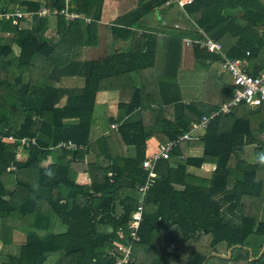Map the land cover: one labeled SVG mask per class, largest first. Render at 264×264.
Instances as JSON below:
<instances>
[{
	"label": "trees",
	"instance_id": "16d2710c",
	"mask_svg": "<svg viewBox=\"0 0 264 264\" xmlns=\"http://www.w3.org/2000/svg\"><path fill=\"white\" fill-rule=\"evenodd\" d=\"M167 1L137 0L115 18L109 34L128 41V49H115L101 66L99 60L75 59L74 54L94 41L103 0L43 1L50 10L66 8L84 18L66 20L55 12L33 13L20 25L0 19V244L12 242L15 229L25 232L19 253H0V264H43L52 253L58 256L54 264H113L109 250L120 254L115 243L128 238L129 212L139 199L136 185L147 174L142 160L230 98L221 55L192 43L193 61L203 70L202 97L181 101L177 73L184 37L204 33L221 43L227 57L246 61L251 73L264 67V0H190L182 5L190 28L139 32L143 16ZM4 2L0 8L13 3L37 11L41 6L37 0ZM49 16L56 17L55 42L43 35ZM69 51L75 52L69 56ZM73 74L84 78L83 90L67 93L59 104L65 92L59 80ZM114 85L128 98L126 110L140 107L141 118L90 142L94 94ZM261 132L264 101L254 108L239 102L213 116L198 138L178 141L147 189L139 239L131 246L133 260L123 264H264ZM30 137L35 143L22 145L26 158L15 159L20 139ZM61 140L76 147H58ZM86 145L107 163L85 162ZM127 145L136 147L133 157L124 154ZM246 145L254 146L251 164L242 157ZM192 146L201 147L202 154L188 156ZM47 156L52 162L45 165ZM180 156L173 160L176 167L169 164ZM187 164L211 176L190 174ZM82 171L89 184L75 181ZM59 223L64 231L55 233Z\"/></svg>",
	"mask_w": 264,
	"mask_h": 264
},
{
	"label": "crops",
	"instance_id": "0c3cea01",
	"mask_svg": "<svg viewBox=\"0 0 264 264\" xmlns=\"http://www.w3.org/2000/svg\"><path fill=\"white\" fill-rule=\"evenodd\" d=\"M43 3L44 0H37ZM137 0H103L100 19L96 22V32L94 36V41L91 44H85L82 46L75 54V59L81 60H99L100 66L102 65L101 60L105 57L111 55L115 49L126 50L128 49L129 42L122 41L120 39H113L109 34V26L113 23L115 18L125 14L129 10L135 7ZM173 1V0H172ZM6 3V0L3 4ZM176 3V4H175ZM174 5L170 4V0H168L163 6H160L148 14L143 16V20L141 21L142 26L139 27V32L148 31L150 29H158L169 27L172 28L174 23H180V28L188 29L191 27V20L187 17L184 13L182 6L178 5L175 2ZM10 7L18 6L17 4L8 3ZM170 4V5H169ZM2 5V4H1ZM179 7V10H175V8ZM8 7V6H7ZM19 7V6H18ZM22 10H25L21 8ZM28 11V10H25ZM169 12L176 13L173 17L177 19L174 21L172 19H167ZM31 17V16H30ZM166 25V26H165ZM43 35L47 38L51 39V42H55L58 39L56 34V17L49 16L47 17V24L43 29ZM7 38V36H5ZM187 37L183 38L184 39ZM13 50L16 54H18L20 48L17 44H12ZM73 52L69 51V56H72ZM60 54V53H58ZM64 57V55H61ZM192 53L191 49L187 46L182 45L181 51V61H180V68L178 70V85H179V95L182 102L187 103L192 100H199L201 99L200 96L194 97V95L190 96V93H195L200 95V89L202 88V72L191 73L189 68L191 67L188 62H192ZM194 62V61H193ZM197 74V75H196ZM223 74V73H222ZM134 75V73H132ZM197 79H201L197 81ZM180 80V81H179ZM197 81V82H194ZM59 85L65 88L64 95L61 96L59 100V104H63L66 101V94H73L79 93L83 90L84 86V78L80 75H62L59 80ZM120 89L118 86H113L110 88H101L97 90L94 94V104L92 107V114L90 117V128H89V141H93L97 137L101 135H106L111 129L116 130V128L127 122H135L141 118V111L140 107H136L130 111H127V97H121ZM156 89V87L154 88ZM188 92H190L188 94ZM127 98V99H126ZM150 107L155 108V104H150ZM148 117V116H147ZM77 118H73L72 121H77ZM149 120L151 121L150 117ZM116 125V126H113ZM204 130L199 129L198 132L200 134L203 133ZM159 148V147H158ZM149 147L144 148V152H148ZM143 149H141L142 151ZM83 159L85 162H94L99 160L102 164H106L107 160H102V156L97 157L96 153L92 150L89 145L84 148ZM137 152V149L134 145H127L124 148V154L128 157H133ZM153 151L152 153H154ZM202 148L199 146H192L187 149L188 156H199L202 154ZM27 156V152L21 147L16 151L15 159L23 160ZM184 156L170 158L169 164L173 167H176L177 164L173 162L175 159H183ZM165 159H159L155 166L156 175L165 169ZM52 162L50 156H47L43 160L45 165ZM186 171L190 174L199 177H207L211 176V172L205 168H200L194 165L187 164ZM77 183L81 184H89L90 178L87 172H78L75 178ZM119 207L117 210L119 211ZM108 230L111 229V226L107 227ZM55 233L64 231V226L56 224L53 228ZM13 239L10 243H3L0 244V253L6 255H17L20 251L21 245L25 241V232L21 230L15 229L12 235ZM57 254L52 253L47 256V259L44 261L43 264H54L57 259ZM1 260V257H0Z\"/></svg>",
	"mask_w": 264,
	"mask_h": 264
},
{
	"label": "built area",
	"instance_id": "2783aa9c",
	"mask_svg": "<svg viewBox=\"0 0 264 264\" xmlns=\"http://www.w3.org/2000/svg\"><path fill=\"white\" fill-rule=\"evenodd\" d=\"M190 0H176L178 5L182 6L185 2ZM62 14L66 20H73L75 18H84L81 13L76 11H69L66 8H61L57 11L50 10L46 5L41 3V6L37 11H25L18 6H8L7 8H0V19H11V22L16 25H20V19H26L33 13L40 15H50L53 13ZM86 22L90 21L89 17L85 18ZM177 26V24H174ZM8 31L5 32L7 34ZM184 45L189 47L192 43H197L200 48H204L208 52H216L221 55V67L229 76V93L230 98L222 102L217 109L212 111L208 115H202L197 122H190V129L182 134H180L175 139H170L159 145L157 151L152 153L149 157L142 160L141 167L147 172L144 182L136 185L139 192V199L137 203L129 212L128 228L130 229L128 233V238L124 243H115V246L120 250V254H115L113 249L109 252L113 256V264H123L125 262H131L133 260L131 246L132 242L139 239L138 228L142 220V212L144 199L149 186L154 182L156 177L155 164L159 159L168 158L172 147L182 139H196L199 137V129L204 130L209 123V120L219 113H224L230 110L231 107L243 102L249 106H257L262 101H264V67L257 70L256 73H251L249 71V64L239 58H229L222 51L221 43L212 37L207 36L203 33L201 38H185ZM116 126V125H113ZM35 143V138H21L17 150L22 147L25 143ZM58 147L75 148L76 144L70 140H61L57 143ZM9 168V167H8ZM117 232L122 233V228L118 226Z\"/></svg>",
	"mask_w": 264,
	"mask_h": 264
},
{
	"label": "rangeland",
	"instance_id": "374dc122",
	"mask_svg": "<svg viewBox=\"0 0 264 264\" xmlns=\"http://www.w3.org/2000/svg\"><path fill=\"white\" fill-rule=\"evenodd\" d=\"M174 8H175V6H174ZM178 8V10H179V7H177ZM177 8H175V10H177ZM176 13H173V12H169V14H167L168 15V17H167V19H172V18H174L173 16L175 15ZM27 20H30L31 19V17L29 16V17H27L26 18ZM172 20H174V21H177V19H172ZM175 24V23H174ZM173 24V26L174 27H177V29H179L180 28V23H178V21H177V26H175ZM191 46H189V48H190ZM188 64H190V68H189V70H190V72L191 73H196V72H202L203 73V70L199 67V66H197L196 64H195V62H193V60H192V62H188ZM197 75V74H196ZM222 77H223V81H225V82H227V84H228V86H229V76H228V74L224 71L223 72V75H222ZM199 80H201V79H197V81H199ZM180 81V80H179ZM197 81H194V82H197ZM190 92H188V94H189ZM191 95L190 96H192V95H194V97H198V96H200V97H202V88L200 89V95H199V93L198 94H196L195 95V93L193 92V93H190ZM253 108L255 107V106H252ZM260 138L264 141V132H261L260 133ZM253 145H246V147L244 148L245 150H244V154L242 155V157H243V159L246 161V163H252V162H254L255 160H256V158H255V154H254V150H253ZM241 156V155H240Z\"/></svg>",
	"mask_w": 264,
	"mask_h": 264
},
{
	"label": "water",
	"instance_id": "95a60500",
	"mask_svg": "<svg viewBox=\"0 0 264 264\" xmlns=\"http://www.w3.org/2000/svg\"><path fill=\"white\" fill-rule=\"evenodd\" d=\"M227 256H229V254H227Z\"/></svg>",
	"mask_w": 264,
	"mask_h": 264
}]
</instances>
